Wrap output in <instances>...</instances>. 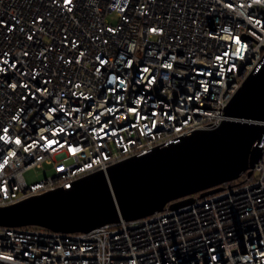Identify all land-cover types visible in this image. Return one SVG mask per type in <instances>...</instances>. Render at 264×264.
I'll return each instance as SVG.
<instances>
[{"label":"built area","instance_id":"obj_1","mask_svg":"<svg viewBox=\"0 0 264 264\" xmlns=\"http://www.w3.org/2000/svg\"><path fill=\"white\" fill-rule=\"evenodd\" d=\"M263 62L264 0H0V208L218 127ZM261 124L250 177L88 233L0 227V264H264Z\"/></svg>","mask_w":264,"mask_h":264},{"label":"water","instance_id":"obj_2","mask_svg":"<svg viewBox=\"0 0 264 264\" xmlns=\"http://www.w3.org/2000/svg\"><path fill=\"white\" fill-rule=\"evenodd\" d=\"M218 127L179 143L90 174L71 189L59 188L0 208V227L35 226L55 233H88L161 212L177 199L221 191V185L250 177L262 157L264 62L248 76L224 110ZM186 199L170 206L184 205Z\"/></svg>","mask_w":264,"mask_h":264},{"label":"rangeland","instance_id":"obj_3","mask_svg":"<svg viewBox=\"0 0 264 264\" xmlns=\"http://www.w3.org/2000/svg\"><path fill=\"white\" fill-rule=\"evenodd\" d=\"M108 20L113 23L116 21L115 16L108 17ZM52 171L49 167L33 168L24 173V177L28 183H33L42 180L45 176L51 175Z\"/></svg>","mask_w":264,"mask_h":264}]
</instances>
